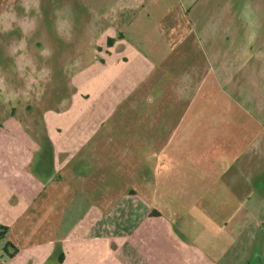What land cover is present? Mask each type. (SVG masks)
<instances>
[{"label":"rangeland","instance_id":"rangeland-1","mask_svg":"<svg viewBox=\"0 0 264 264\" xmlns=\"http://www.w3.org/2000/svg\"><path fill=\"white\" fill-rule=\"evenodd\" d=\"M262 54L264 0H0V130L14 118L11 130L28 132L40 152L35 156L44 159L53 148L51 133H65L61 122L84 114L81 126L94 130L83 147L96 182L110 178V169L113 178L127 171L130 184L136 164L146 166L147 178L157 171L166 179L169 142L191 100L193 110L200 103L206 109L207 132L223 133L211 144L231 150L235 118L214 119L235 115V99L246 98L241 88L235 94L237 81L252 63H264ZM195 68L205 69L207 78L184 74ZM258 84L254 91L264 93V82ZM259 101L264 97L252 99ZM106 135L112 146L103 142ZM225 159L231 166L235 156ZM255 161L252 185L240 188L249 195L235 197V189L225 185L224 202L214 208L205 203L214 215L201 230L184 204L172 205L171 223L182 242L203 232L206 264H264V177L256 178L264 155ZM163 197L155 209L166 215ZM163 249L168 253L161 251V263L171 246ZM0 258L9 259L3 244Z\"/></svg>","mask_w":264,"mask_h":264},{"label":"crops","instance_id":"crops-1","mask_svg":"<svg viewBox=\"0 0 264 264\" xmlns=\"http://www.w3.org/2000/svg\"><path fill=\"white\" fill-rule=\"evenodd\" d=\"M251 65L254 68L235 86L236 95L238 88L246 95L242 102L235 99V115L214 119L230 123L235 118L231 150L222 151L211 144L223 133L219 131L215 136L207 132L211 120L206 109L200 103L199 109L193 110L191 100L188 108L184 107L179 130L175 127L169 142L166 179H161L157 171L153 178H147L146 166L136 164L130 167L131 177L136 180L130 184L127 171L113 178L110 169V178L96 182L92 159L83 147L89 145L94 130L81 126L84 114L64 119L61 126L67 129L65 133H51L53 148L44 153V159L35 156L40 152L33 147L30 134L20 128L11 130L16 127L14 118L7 119L0 130V227L9 230L0 244L9 259L0 258V264H206L208 259L201 248L205 243L203 232H194V239L182 242L176 225L171 223L176 219L172 205L184 204V209L199 220L195 227L201 230L203 220L214 215L206 204L214 208L224 202L225 185L235 189V197L249 195L240 188L248 190L252 185V164L258 155H264V102H252L256 95L264 97V93L254 91L260 88L258 82H264V63ZM204 70L195 68L184 74L197 73L205 76L203 81L207 78ZM143 101L149 105L148 99ZM75 107L78 105L72 110ZM106 140L105 144L112 146L108 135L103 142ZM48 154L50 157L45 158ZM229 155L235 156L234 163L230 159L235 168L225 162ZM181 160L184 168L179 164ZM259 177H264V168L257 173ZM112 188L119 189L114 194ZM161 195L167 203L166 215L155 209L162 202ZM8 242L13 245L12 253L6 248ZM167 244L171 249L161 263V251L168 253L163 249Z\"/></svg>","mask_w":264,"mask_h":264},{"label":"trees","instance_id":"trees-1","mask_svg":"<svg viewBox=\"0 0 264 264\" xmlns=\"http://www.w3.org/2000/svg\"><path fill=\"white\" fill-rule=\"evenodd\" d=\"M8 228L7 227H0V242H2V241H4L5 240V238H6V235H7V232H8ZM8 247H13V245L10 243V242H8L7 244H6V248H8ZM17 252V250H15L14 249V254ZM13 254V255H14Z\"/></svg>","mask_w":264,"mask_h":264}]
</instances>
